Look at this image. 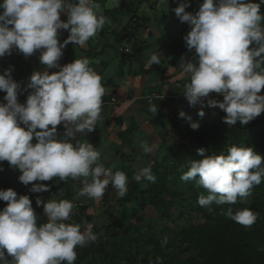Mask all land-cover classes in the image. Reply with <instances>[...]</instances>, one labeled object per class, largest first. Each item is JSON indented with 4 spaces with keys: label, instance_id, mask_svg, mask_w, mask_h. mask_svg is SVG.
Wrapping results in <instances>:
<instances>
[{
    "label": "clouds",
    "instance_id": "1",
    "mask_svg": "<svg viewBox=\"0 0 264 264\" xmlns=\"http://www.w3.org/2000/svg\"><path fill=\"white\" fill-rule=\"evenodd\" d=\"M261 5L264 0H203L194 14L186 11L191 5L185 2L172 9L191 29L184 40L194 55L191 59L182 55L179 62L182 74L190 77L183 88L192 109L188 113L192 114L198 104L209 112L218 107L226 113L223 122L230 126L238 122L246 126L264 113V95H260L264 90ZM0 9V57L18 50L27 58L39 51L40 64L46 66L32 73L24 89L13 79L14 66L0 74V92L6 93V103L0 102V162L7 161L19 170V181L31 184V193L50 191V186L33 183L36 181L82 178L78 196L99 200L111 185L123 198L128 191L127 174L106 168L98 148L76 140L78 133L86 135L96 128L105 94L102 76L87 57L64 66L59 63L68 44L86 46L108 22L100 4L97 0H2ZM62 13L67 22L61 20ZM60 30L70 33L63 43ZM161 55L153 52L148 65L159 64ZM51 69L59 71L50 74ZM23 92H29L26 103L18 101ZM212 93L223 99L210 98ZM188 113L179 109L173 122H181ZM198 115L203 117L205 112ZM186 118L193 130L199 129L198 122ZM60 125L65 129L63 136L58 133ZM139 147L144 155L153 157L159 150L158 143L147 140H141ZM198 154L205 156V149H198ZM197 178L198 185L207 191L198 197L200 207L234 205L238 199L251 196L252 189L264 180V155L252 147L230 146L227 154L191 161L180 176L184 182ZM133 179L155 182L152 164L139 161ZM63 192V188L55 195L52 192L47 202L36 197V205L43 206L40 211L47 218L39 222L38 209L28 195L18 196L11 188L0 190V200L7 202L0 210V264H75L77 247L97 240L92 224L69 222L73 209L81 203L53 199ZM222 214L246 227L259 218V212L250 208L228 207ZM156 264H163L162 259L157 257Z\"/></svg>",
    "mask_w": 264,
    "mask_h": 264
},
{
    "label": "crops",
    "instance_id": "2",
    "mask_svg": "<svg viewBox=\"0 0 264 264\" xmlns=\"http://www.w3.org/2000/svg\"><path fill=\"white\" fill-rule=\"evenodd\" d=\"M187 2L191 5V10L188 12L193 14L203 3L201 0ZM97 3L100 4L108 22L95 37L87 42L86 46L68 44L63 50L64 55L59 63L64 66L77 58L87 57L91 66L102 76L105 94L102 98V110L96 128L86 135L78 133L76 140L89 142L98 148L104 166L111 168L113 172L124 171L130 183L135 182L133 176L134 171L138 170L139 161L147 162L148 159H155L158 160L156 164L161 163L167 158L168 150L171 148L175 150V145L179 144L177 141L185 129L182 122L169 120L172 113H179L183 102L176 103L168 100L151 103L149 97L153 94L184 95V85L190 82L189 74H182L179 64L175 66L171 64L165 49H160L159 40L162 32L168 33L177 29L189 32L191 29L186 22L181 23L172 11L179 6L177 0H165L163 3L161 0H119L118 5L116 0H97ZM133 11L139 20V23L134 26L132 25ZM261 14L264 12L261 11ZM67 19V15L62 13L61 20L67 22ZM69 34L68 30H60V42L63 43ZM153 52L158 54L162 52L160 63L148 65ZM39 55L37 51L26 58L18 50H13L10 56L0 57V74H3L10 66H14L13 79L24 89L34 71H43L46 68L40 64ZM193 55L194 50L187 56L191 59ZM58 71L59 69H51L50 74ZM165 73L168 75L167 79L163 78ZM261 91L264 92V90ZM29 92L20 94L18 101L26 103ZM5 95L6 93L0 92V102L6 103L3 100ZM113 97L117 101L116 104L111 103ZM172 103L175 105H171ZM152 105H155L157 111L152 110ZM201 110L206 109L198 104L193 113L198 114ZM57 127L58 133L63 136L65 131L63 125ZM141 140H147L150 144L153 142L159 144L155 157L143 154L139 147ZM72 142L75 144L76 141ZM0 167L4 169L0 171V181L8 182L18 196H45L49 193H31L32 185L26 186L21 183L18 178L22 173L13 169L7 161L0 162ZM33 183L50 186V191L54 195L63 188V194L54 196L55 199H69L73 203L88 202L92 207L91 214H94L95 220H100L99 217L102 214H108L110 212L108 208L114 204L113 200L110 202V198L118 197L111 185L99 200L78 196L83 186L82 178L77 180L68 178L65 182L56 177L51 181ZM2 186L0 185V189L3 188ZM6 205L7 202L0 200V210Z\"/></svg>",
    "mask_w": 264,
    "mask_h": 264
},
{
    "label": "trees",
    "instance_id": "3",
    "mask_svg": "<svg viewBox=\"0 0 264 264\" xmlns=\"http://www.w3.org/2000/svg\"><path fill=\"white\" fill-rule=\"evenodd\" d=\"M253 2L259 3V0ZM261 11L264 12V5ZM132 15L137 18L134 11ZM187 33L177 29L159 40L160 49H165L173 66L179 64L182 55L190 53L184 40ZM225 115L218 107L213 108L208 114L210 121L206 117L196 121L200 124L198 130H193L189 120L183 118L186 140L176 146V151L170 149L171 156L167 155V159H176L173 164H154L155 182H130L123 198H110L114 204L100 220H95L88 202H80L75 221L92 224L98 238L77 247L75 264H156L157 257L163 264H264V180L252 189V195L246 200L238 199L234 205L214 203L210 208H202L197 203L198 197L207 195V191L198 185V178L188 182L180 179L191 161L222 152L227 154L230 146L252 147L264 155V114L246 126L239 122L235 126L224 123ZM190 117L191 122L195 121L193 114ZM201 148L205 149V156L198 154ZM0 185L5 186L0 190L10 188L6 181H0ZM228 207L250 208L259 212V218L251 227L243 226L222 214ZM149 209L162 219L177 222L187 218L189 224L171 236L169 227L160 222L145 224L144 211ZM186 211L191 216L185 217ZM35 212L41 222L47 220L43 211ZM196 214L200 216L199 221ZM153 229H159L157 235L153 234Z\"/></svg>",
    "mask_w": 264,
    "mask_h": 264
},
{
    "label": "rangeland",
    "instance_id": "4",
    "mask_svg": "<svg viewBox=\"0 0 264 264\" xmlns=\"http://www.w3.org/2000/svg\"><path fill=\"white\" fill-rule=\"evenodd\" d=\"M179 3H181V2H185V3H188L187 1L188 0H177ZM187 11H189V10H191V6L189 7V8H187L186 9ZM169 25V24H168ZM167 34L168 33H165V32H162L161 34H160V39L161 38H163V37H167ZM217 95H219V94H216V96ZM167 96H169L170 97V95H167ZM184 96V95H183ZM210 96H215L213 93L212 94H210ZM172 102V101H171ZM183 104H184V102H183ZM171 105H175L174 103H172ZM205 112V115L203 116V117H201V116H199V115H196L195 113H192L193 114V116H194V118H195V121H193L192 120V122H196V121H202V118H205L206 117V119H208L209 121H210V118L211 117H208V114H211L212 113V111L211 112H209V111H204ZM191 113H188V114H186V117H190L191 115H192ZM196 115V116H195ZM211 116V115H210ZM185 117V118H186ZM180 140V141H179ZM178 141H177V143H179L178 145H180V144H182V143H184L185 142V137H184V135L182 134V136L180 137V139H179ZM176 146L177 145H175V150L174 151H176ZM163 148V147H162ZM172 149V148H171ZM167 153V155L169 154L170 156L172 155V153L170 152V150H168V152H166ZM167 159V158H166ZM165 159V161L163 160L161 163H159V164H157V165H162V164H168V165H172L173 164V162L176 160V159H171V158H168L167 160ZM143 161V160H142ZM157 161V163H158V160H155V159H148V161L147 162H144L145 164H147V163H151L152 165H154V164H156L155 162ZM167 165V166H168ZM156 168V167H155ZM138 170H135L134 171V176H135V174H136V172H137ZM133 176V177H134ZM133 181H135L134 179H133ZM136 183H137V181H135ZM36 197L37 196H29V198L32 200V204L35 206V207H37V209H38V211L40 212V206L38 207L37 205H36ZM40 198L41 197H44V196H39ZM47 197V196H46ZM48 199H49V196H48ZM50 200V199H49ZM57 200H59V199H57ZM2 204H4L3 202H2ZM109 205V204H108ZM107 205V206H108ZM115 211H116V208H115ZM177 215L178 214H176L175 215V219H177ZM189 216H191V213H189V211H186V216L185 217H189ZM196 216H197V220L199 221V219H200V216L198 215V214H196ZM144 219H143V221L145 222V224L146 225H148V224H151V225H155V224H158L159 222L160 223H162L161 225H163V226H166V227H169V234L171 235V236H173L174 234L173 233H176V232H179L180 231V229L182 228V227H184L185 225H187V224H189V222H188V219L187 218H184L183 220H178L177 222L176 221H174V220H169V219H162V218H160V216H158V214H156L153 210H146V211H144V217H143ZM39 222H41L40 221V219H39ZM201 222V221H200ZM153 231V234L155 235H157L158 234V231H159V229H153L152 230Z\"/></svg>",
    "mask_w": 264,
    "mask_h": 264
},
{
    "label": "built area",
    "instance_id": "5",
    "mask_svg": "<svg viewBox=\"0 0 264 264\" xmlns=\"http://www.w3.org/2000/svg\"><path fill=\"white\" fill-rule=\"evenodd\" d=\"M72 2H74V0H72ZM137 21L136 19L134 18L132 20V24H136ZM163 78L164 79H167L168 78V75L165 73L163 74ZM260 95H264V92L261 91ZM210 98H217L219 100L223 99V96L222 95H215V96H210ZM151 103L154 102V101H168V100H173L174 102L178 103V102H184V104L180 107L181 111H184L185 113H188L190 112L192 109H191V106L189 104V102L187 101V99L185 98V96L181 95V96H166V95H163V94H153L151 95V97H149ZM206 102V101H205ZM112 104H116L117 101L116 99L113 97L112 101H111ZM153 108H155V105H152ZM178 118V114L177 113H172L170 116H169V120L170 121H175L176 119ZM47 196V197H46ZM48 196L49 198L53 196V193L51 191H49L48 194H45L44 197H41L42 200H44L45 202H47L49 199H48ZM41 209H43V206H40ZM78 205L75 206V209H73V213L70 217V220L69 222L70 223H77L75 221V218L77 217L78 213Z\"/></svg>",
    "mask_w": 264,
    "mask_h": 264
}]
</instances>
